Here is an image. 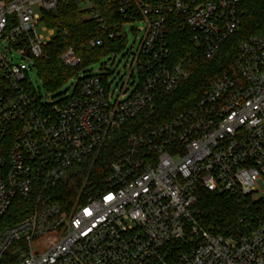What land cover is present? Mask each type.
Segmentation results:
<instances>
[{
	"label": "built area",
	"instance_id": "1",
	"mask_svg": "<svg viewBox=\"0 0 264 264\" xmlns=\"http://www.w3.org/2000/svg\"><path fill=\"white\" fill-rule=\"evenodd\" d=\"M102 1L120 22H108L93 0H0V218L16 198L42 188L30 217L0 234V264H264V223L236 240L204 231L194 218L199 186L239 203L264 197L263 36L240 44L232 72L193 107L131 133L102 183L85 190L83 205L68 214L45 196L48 185L185 78L183 65L171 60L173 20L212 60L237 32L246 0ZM69 2L90 10L110 40L125 39L128 26L143 32L134 55L138 83L122 98L107 87L108 73L78 71L69 99L48 100L34 86L30 75L55 34L42 13ZM60 59L72 68L83 63L72 48ZM187 238L193 244L187 252L168 250Z\"/></svg>",
	"mask_w": 264,
	"mask_h": 264
},
{
	"label": "trees",
	"instance_id": "2",
	"mask_svg": "<svg viewBox=\"0 0 264 264\" xmlns=\"http://www.w3.org/2000/svg\"><path fill=\"white\" fill-rule=\"evenodd\" d=\"M93 1L108 22L121 21L118 17H113L114 7L102 0ZM90 14V10H83L81 5L75 2L61 3L54 11L42 13V24L55 31L46 48V58L40 61L36 68V74L48 92L59 91L78 71L124 50L126 41L108 39L106 33L90 18ZM238 17L237 32L212 60L206 59L199 48L191 43L190 35L182 24L173 20L168 31L171 60L172 63L178 62L186 67L189 78L180 82L171 93L157 97L153 102V110L146 109L138 118L105 141L97 161L91 168L92 156L71 169L66 177L57 180L54 185H48L44 190L45 196L62 211L69 213L82 190L76 206L83 205L86 202L85 190L102 183L111 164L124 155L131 133L145 125L157 126L168 122L177 114L193 107L195 101L203 95L201 93L204 85L230 72L233 58L244 40L251 36L264 37V0L244 1ZM98 38H102V44L92 47L90 42ZM67 48H72L76 55L82 58V65L72 68L62 63L60 56ZM40 190L42 188H37L29 197H18L14 200L9 210L0 218V234L30 217ZM196 196L195 221L201 229L212 235L239 240L251 236L264 223L263 196L249 197L239 203L230 194L209 193L200 186L196 190ZM192 246L187 238L183 242L170 245L168 250L171 249L172 254L178 256L190 250Z\"/></svg>",
	"mask_w": 264,
	"mask_h": 264
},
{
	"label": "rangeland",
	"instance_id": "3",
	"mask_svg": "<svg viewBox=\"0 0 264 264\" xmlns=\"http://www.w3.org/2000/svg\"><path fill=\"white\" fill-rule=\"evenodd\" d=\"M81 8L84 9L85 6L82 5ZM34 11L38 12V8L34 7ZM138 27H140V26L137 25V28ZM129 28H130L129 26L126 28L127 34H126V37L124 39L127 44H126L124 50L120 54L118 53V55H116V56H114V54H111L108 57L103 58L100 62L94 64L93 66H89V67L82 69V71H80V73H79V74H85V75H87V74L105 75L106 73H108L109 74L108 75L109 83H107V87L109 85L111 86L110 91L112 93H114L115 97L118 99L122 98L124 96V94H127L129 90L134 88V84L138 83V77L133 73L134 68H135L134 55H136V53L138 51V48L140 45V40L143 37V32H140V33L131 32ZM39 32H41V31H39ZM44 35H47V33H44ZM14 61L19 62L20 58L17 56L16 58H14ZM173 64H179V63L173 62ZM183 69H185L186 76L182 81H186L189 78L190 74L188 72V69H186V67L183 66ZM229 70H230L229 73H231L232 68ZM132 74H134V75H132ZM30 78L32 79L35 87L39 86L40 92H41L43 98L49 97L48 100L57 101V100H59V96H61V95H63L62 97L64 99H69L74 95L73 90H71V88H72L73 84L76 82V78H74L73 81L69 82L65 87H63L60 91H58L57 93H55L53 95H49V92L45 89L43 83L40 81L37 74L30 75ZM215 79L216 78L212 79L208 84L203 86L204 89H203V92L201 93V95L210 87V85L215 81ZM182 81H180V82H182ZM114 100H115V98H114ZM197 101H195V102H197ZM153 107H154V104H152V106L149 107L148 110L149 111L153 110ZM102 146L103 145H101L97 149V152L94 153V155H92V159L90 161V168L97 161V157L99 155V152H100ZM76 167H74V168H76ZM69 172L67 174H69ZM82 193H83V191L81 190L78 197L76 198L75 205H73V207L69 213H72L78 207L76 205L78 204ZM42 244L43 243L36 245V248H39Z\"/></svg>",
	"mask_w": 264,
	"mask_h": 264
}]
</instances>
